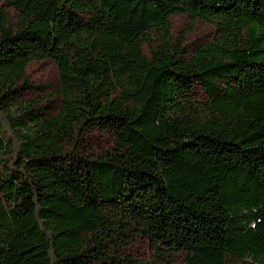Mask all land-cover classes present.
<instances>
[{"label": "trees", "instance_id": "obj_1", "mask_svg": "<svg viewBox=\"0 0 264 264\" xmlns=\"http://www.w3.org/2000/svg\"><path fill=\"white\" fill-rule=\"evenodd\" d=\"M177 14L232 46L182 59ZM42 60L54 116L24 99ZM91 131L110 156L65 152ZM0 174V264H97L131 229L185 264H264V0H0Z\"/></svg>", "mask_w": 264, "mask_h": 264}, {"label": "rangeland", "instance_id": "obj_2", "mask_svg": "<svg viewBox=\"0 0 264 264\" xmlns=\"http://www.w3.org/2000/svg\"><path fill=\"white\" fill-rule=\"evenodd\" d=\"M6 12L10 17L9 22H15V10L6 8ZM169 23V46L180 52V57L185 60L192 57L194 50L207 44H224L225 42L230 46L233 44V40L228 41L218 33L214 23H205L196 19L190 24L185 14L171 16ZM150 39L152 45L149 46L144 43L142 50L146 58L152 60V52L158 50L159 44L154 37L150 36ZM172 56L178 55L173 53ZM26 81L28 92L24 94V99L37 100L38 105L42 107L53 103L54 107L52 110L47 109V114L56 115L61 98L56 95L59 88V77L55 64L51 60L31 61L26 68ZM190 103L193 107L204 108L206 97L200 87L195 86L193 88ZM117 145L118 142L113 133L91 131L77 135L73 142L66 145L64 149L67 154L72 153L85 158L101 159L110 156ZM126 234V239H114V242L108 243V248L115 249L110 250L111 258L97 264H185L183 254H178L172 258L161 256L158 250L151 248L148 241L141 238L132 229Z\"/></svg>", "mask_w": 264, "mask_h": 264}]
</instances>
